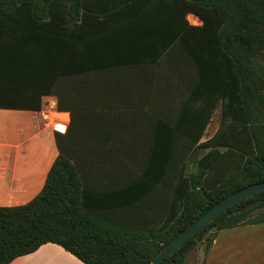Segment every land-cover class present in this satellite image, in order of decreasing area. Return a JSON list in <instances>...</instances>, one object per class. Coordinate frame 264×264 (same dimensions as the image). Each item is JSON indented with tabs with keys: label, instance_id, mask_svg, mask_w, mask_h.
I'll use <instances>...</instances> for the list:
<instances>
[{
	"label": "trees",
	"instance_id": "16d2710c",
	"mask_svg": "<svg viewBox=\"0 0 264 264\" xmlns=\"http://www.w3.org/2000/svg\"><path fill=\"white\" fill-rule=\"evenodd\" d=\"M170 1L171 14L192 13L202 21H186L192 31L186 48L199 73L193 97L204 102L193 129L157 133V150L137 178L112 182L105 191L87 189L57 133L59 154L42 190L25 204L0 206V264L49 242L85 264H151L213 205L264 181V0ZM87 8L84 0H0V45L8 51L15 41L20 48L48 44L56 52L64 42L71 49L79 33L74 26ZM20 56L25 65L28 55ZM37 102L18 106L40 108ZM218 107L219 125L204 138ZM261 223L264 191L230 206L162 264H185L202 239L208 253L217 231Z\"/></svg>",
	"mask_w": 264,
	"mask_h": 264
},
{
	"label": "crops",
	"instance_id": "0c3cea01",
	"mask_svg": "<svg viewBox=\"0 0 264 264\" xmlns=\"http://www.w3.org/2000/svg\"><path fill=\"white\" fill-rule=\"evenodd\" d=\"M84 3L89 12L74 26L71 49L64 42L56 52L48 44L20 48L15 41L8 51L0 45V103L16 105H0V206L25 204L42 190L59 154L57 133L87 189L105 191L137 178L157 150V133L191 131L203 112L204 102L193 97L199 73L186 48L187 23L201 25L199 17L171 14L170 0ZM34 100L40 108L18 106ZM9 264L85 263L49 242Z\"/></svg>",
	"mask_w": 264,
	"mask_h": 264
},
{
	"label": "rangeland",
	"instance_id": "374dc122",
	"mask_svg": "<svg viewBox=\"0 0 264 264\" xmlns=\"http://www.w3.org/2000/svg\"><path fill=\"white\" fill-rule=\"evenodd\" d=\"M214 114L210 130L204 138L210 137L213 128L219 125V113ZM195 166H190L194 170ZM215 230H210L211 236ZM206 239L189 253L185 264H264V223L240 226L216 232L215 240L206 253Z\"/></svg>",
	"mask_w": 264,
	"mask_h": 264
},
{
	"label": "water",
	"instance_id": "95a60500",
	"mask_svg": "<svg viewBox=\"0 0 264 264\" xmlns=\"http://www.w3.org/2000/svg\"><path fill=\"white\" fill-rule=\"evenodd\" d=\"M264 191V181L249 184L234 193L223 198L221 201L213 205L203 215L191 223L188 227L183 229L170 242L164 245L151 259V264H162L166 257L177 251L188 240L202 231L209 223H211L221 213L226 211L235 203L251 197Z\"/></svg>",
	"mask_w": 264,
	"mask_h": 264
},
{
	"label": "built area",
	"instance_id": "2783aa9c",
	"mask_svg": "<svg viewBox=\"0 0 264 264\" xmlns=\"http://www.w3.org/2000/svg\"><path fill=\"white\" fill-rule=\"evenodd\" d=\"M49 106H53V103L49 102ZM55 122H53L52 126H54Z\"/></svg>",
	"mask_w": 264,
	"mask_h": 264
}]
</instances>
